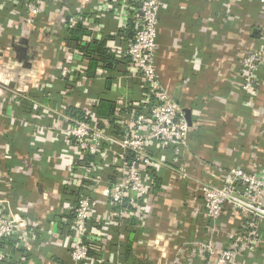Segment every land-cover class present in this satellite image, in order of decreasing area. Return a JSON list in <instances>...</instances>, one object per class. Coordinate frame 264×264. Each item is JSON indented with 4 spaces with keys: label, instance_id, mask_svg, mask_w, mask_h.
I'll use <instances>...</instances> for the list:
<instances>
[{
    "label": "crops",
    "instance_id": "1",
    "mask_svg": "<svg viewBox=\"0 0 264 264\" xmlns=\"http://www.w3.org/2000/svg\"><path fill=\"white\" fill-rule=\"evenodd\" d=\"M6 1L0 0V193L16 219L18 232L4 245L7 254L0 252V264H74L67 243L53 234L68 233L79 191L74 186L80 181L74 179L73 187H66L72 157L69 142L39 127L61 126L58 120L53 122L58 127H52L55 117L45 116V97L50 96L53 109L74 117L85 101V89L75 81L44 76L49 61L66 57L57 49L65 40L62 21L75 28L80 24L84 34L74 43L70 57L84 65L81 76L86 92L99 98L101 117L120 108V119L127 123L131 101L142 96L141 86L128 76L123 52L131 23L121 18L119 9L115 12L119 18L112 11L105 12L106 5H100L99 12L103 11L99 14L89 13L97 10L99 0H56L55 7L46 4L36 25L27 28L34 29L29 38L15 37L20 15L31 0H17L14 6ZM110 1L105 0L107 6ZM263 35L264 11L257 2L243 0L230 11L223 0L162 1L156 66L161 83L184 112H190L195 128L188 153L179 163L198 181L211 179L219 184L230 167L264 169V65L259 69L262 83L253 108L244 105L246 95L238 88L239 57L250 46H260ZM92 43L101 45L105 55L85 53L93 49ZM11 93L17 95L18 103L10 99ZM170 174L169 168L155 173L146 226H136L131 215L120 221L114 215L104 243L105 264H203L194 243L209 237L219 248L231 243L230 237L245 223L244 218L226 212L215 232H210L201 197H189V181L165 188ZM107 188L106 182L102 192ZM102 195L96 217L108 214V198ZM96 217L92 228L98 226ZM257 233L262 240L258 248L247 249L238 264H264L261 222Z\"/></svg>",
    "mask_w": 264,
    "mask_h": 264
},
{
    "label": "built area",
    "instance_id": "2",
    "mask_svg": "<svg viewBox=\"0 0 264 264\" xmlns=\"http://www.w3.org/2000/svg\"><path fill=\"white\" fill-rule=\"evenodd\" d=\"M16 1L9 2L14 6ZM99 1L97 10H90L89 13L95 15L106 10L119 18L118 14L115 15L119 9L117 13H121V18L132 23V36L127 39L123 52L128 59V76L138 80L142 96L137 101H131V115L127 123L120 119V108L111 116L99 117L96 112L99 98L88 94L83 84L85 78L81 73L84 72V65L80 60L71 59L72 46L59 42L57 49L66 57L49 61L44 77L59 82L75 81L84 87L82 97L85 101L74 117L53 109L50 96L42 102L45 116L48 113V117H55L52 127H58L53 125L58 120L61 126L50 130L49 125H43L39 129L51 132L54 137H64L71 146L66 187L72 188L74 179L80 181L74 186L79 191L74 196V213L68 233L63 236L53 234L54 238L67 243L74 264H105L104 243L114 215L119 221L131 215L136 226H146L151 217L147 199L153 192L155 173L169 168L170 181L165 188L177 181H189V197H201L203 216L210 222V232H215L226 212L244 218L245 223L230 237L231 243L227 247L219 248L211 237L194 243L203 255V264H238V258L247 249H257L262 241L257 233V224H264V169L248 171L242 167H230L222 173L224 178L219 184L211 179L198 181L191 177L179 161L188 153L189 137L195 126L187 121L184 110L161 83L156 66L159 12L163 0H111L108 6L105 0ZM241 1L223 0L225 8L230 11ZM248 1L257 2L264 11V0ZM3 3L7 1L3 0ZM46 4L55 7L56 0H31L27 3L18 20L19 31L15 32V37H30L34 29L29 31L27 28L36 25L38 16L48 7ZM100 5H106V8L99 12ZM62 22L65 30L74 25ZM261 39L260 46H250L241 53L238 63V88L246 95L244 105L250 109L254 107L262 83L259 69L264 65V35ZM51 45L53 48L54 45ZM49 48L50 45L46 50L49 51ZM50 86L47 84V87ZM123 93L128 95V90L123 89ZM16 96L11 93L13 103L20 101ZM126 109L127 106L123 110ZM168 151H171L172 158L167 157L165 152ZM192 178L195 181L192 182ZM106 182L108 188L102 192ZM1 183L0 175V186ZM102 194L108 198V214L96 217L97 207L102 203L98 196ZM94 217L98 221L96 228L91 227ZM16 232V219L0 193V252L4 255L7 254L4 245L16 237Z\"/></svg>",
    "mask_w": 264,
    "mask_h": 264
},
{
    "label": "trees",
    "instance_id": "3",
    "mask_svg": "<svg viewBox=\"0 0 264 264\" xmlns=\"http://www.w3.org/2000/svg\"><path fill=\"white\" fill-rule=\"evenodd\" d=\"M83 15V14H82ZM84 16V15H83ZM69 17V19L71 18L70 16H68ZM131 23V22H130ZM129 30H128V32L129 33H127V35H128V38H130L131 36H132V30H133V26H132V23L129 25ZM76 30V33H74V31ZM82 31H83V29L81 28V26H80V24H77L76 25V28H75V26L74 27H71V28H69L68 30H66L65 32V35H64V42L67 44V45H69V46H74V43L76 44L77 42H78V40H80V38H81V34H84V31H83V33H82ZM92 45H94L95 46V49H94V46H93V49H86V52L85 53H90V52H92V51H95L96 53H100L101 55H105V51H104V49H102V47H101V45H99V44H96V43H92ZM98 46H100L101 48H96V47H98ZM137 82H138V80H136ZM138 85H140V83L138 82ZM98 105H99V100H98V104H97V106H96V112H97V114H98V116L99 117H101L100 115H99V113H98ZM111 116V115H110ZM166 153V155H167V157L169 156H171V158H172V153H171V151H168V152H165ZM153 190H155V187L153 188ZM75 203V202H74Z\"/></svg>",
    "mask_w": 264,
    "mask_h": 264
},
{
    "label": "water",
    "instance_id": "4",
    "mask_svg": "<svg viewBox=\"0 0 264 264\" xmlns=\"http://www.w3.org/2000/svg\"><path fill=\"white\" fill-rule=\"evenodd\" d=\"M185 117L187 119V121L190 123V112L188 110H185Z\"/></svg>",
    "mask_w": 264,
    "mask_h": 264
}]
</instances>
